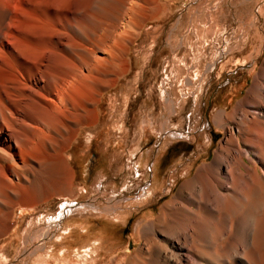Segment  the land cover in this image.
Wrapping results in <instances>:
<instances>
[{
  "label": "bare ground",
  "instance_id": "1",
  "mask_svg": "<svg viewBox=\"0 0 264 264\" xmlns=\"http://www.w3.org/2000/svg\"><path fill=\"white\" fill-rule=\"evenodd\" d=\"M159 1L0 0V238L17 208L71 198L67 152L82 127L97 124L105 91L127 73L128 47ZM214 123L226 136L213 161L143 225L127 264H264V62L245 98ZM78 208H63L40 232L29 225L24 257L45 250Z\"/></svg>",
  "mask_w": 264,
  "mask_h": 264
},
{
  "label": "rangeland",
  "instance_id": "2",
  "mask_svg": "<svg viewBox=\"0 0 264 264\" xmlns=\"http://www.w3.org/2000/svg\"><path fill=\"white\" fill-rule=\"evenodd\" d=\"M159 10L128 47V71L105 91L97 124L82 127L67 152L71 198L17 208L0 238V264H127L143 225L213 161L226 136L215 115L236 108L264 62V0H160ZM69 205L80 209L25 258L28 226L42 231Z\"/></svg>",
  "mask_w": 264,
  "mask_h": 264
}]
</instances>
